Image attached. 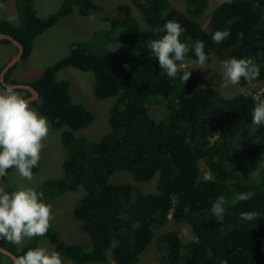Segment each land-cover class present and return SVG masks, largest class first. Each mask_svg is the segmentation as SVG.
<instances>
[{
    "label": "trees",
    "instance_id": "trees-1",
    "mask_svg": "<svg viewBox=\"0 0 264 264\" xmlns=\"http://www.w3.org/2000/svg\"><path fill=\"white\" fill-rule=\"evenodd\" d=\"M35 1L15 0L18 23L0 15V33L12 35L23 45L22 58L31 55L35 39L61 16L77 11L87 17L100 8L92 0H63L56 12L40 17ZM131 1L143 24L132 15L130 5L122 3L116 7L117 16L105 18L111 29H97L90 39L73 41L66 56L48 65L38 78L22 82L39 94L30 107L57 129H81L93 119L84 104L73 100L69 81L57 78L61 68L91 71L94 95L114 98L110 128L100 140L62 132L67 150L63 175L45 180L37 190L43 192L44 202L51 203L83 187L70 214L88 235L91 248L67 243L52 225L45 236L29 239L20 249L6 239H0V246L21 256L46 237L53 251L75 264L104 261L108 250L116 264H135L152 244L160 264H264V125L252 124V110L264 100V88L254 91L260 92L258 98L244 92L224 97L214 82H201L199 74L191 71L190 79L182 84L180 73L175 78L162 73L158 59L146 47L147 41L162 35L153 33V28L177 21L185 29L180 40L190 48L185 60H196L193 46L200 40L207 57L215 56L220 63L232 57L253 59L259 69L253 85L261 82L264 87V0L220 2L211 12L208 29L200 17L209 0H183L186 12L175 8L171 0ZM217 30L231 34L216 44L212 35ZM112 41L125 48L110 53L100 45ZM16 65L7 72L6 82L20 83L12 76ZM238 85L248 86L243 79ZM18 91L30 96L28 90ZM158 102L168 110L161 118L151 111ZM39 169L40 163L32 172ZM116 170L130 174L132 181H112ZM157 176L152 193H144L134 183ZM1 187L8 192L17 189L3 182ZM249 191L254 193L251 200L231 203L235 195ZM221 195L229 203L223 219L218 220L210 209ZM245 211L261 217L241 220ZM171 218L187 223L194 238L183 242L176 228L159 233ZM3 257L10 259L0 251V262Z\"/></svg>",
    "mask_w": 264,
    "mask_h": 264
},
{
    "label": "rangeland",
    "instance_id": "rangeland-1",
    "mask_svg": "<svg viewBox=\"0 0 264 264\" xmlns=\"http://www.w3.org/2000/svg\"><path fill=\"white\" fill-rule=\"evenodd\" d=\"M63 0H36L34 2L35 8L40 17H46L53 12H56ZM100 8L93 11L89 16L84 17L77 11H74L66 16H61L58 22L44 31L34 41V47L32 53L28 57H24L19 60L13 71V78L20 82L29 81L38 78L43 70L50 64L56 62L60 58L66 56L70 51V45L76 40H88L92 37V34L97 29H111L109 21L105 20L107 16H117L115 14L116 7L122 3H128L132 8V15L143 24L142 15H140L137 7L131 0H92ZM224 0H209L208 6L200 17L202 25L205 29L209 28V21L211 12L216 5ZM172 5L182 11L186 10V5L183 0H171ZM0 15L7 17L13 23H18V12L16 9L15 0H6L0 4ZM120 17V14L118 15ZM100 45L106 46L110 53L120 52L125 48L121 43L112 41L107 45L100 42ZM14 45L4 43L0 41V66L6 61V58L15 53ZM96 48L100 47L96 44ZM115 49V50H114ZM195 60L186 59L184 63L188 67L194 66ZM221 61L215 56H211L205 63V69L191 68V72L199 74L198 77L201 82H214L224 97H231L237 92H244L247 94L254 93L257 89H262L263 84L257 82L253 86H239L229 84L227 87L222 86V74L223 69L220 64ZM58 79H65L70 83V90L75 102L84 104L92 113V122L81 129L72 130L67 127L57 129L51 126L49 122V135L43 141L44 147L41 150L40 169L33 173V179L31 181L22 178L19 173L14 169L5 175L3 184L9 183L16 188L19 187H32L36 191L39 186L47 179L59 178L63 175V161L66 157L67 150L61 138L64 130H70L75 135L86 136L89 140L98 141L107 133L110 128L108 117L109 109L111 108L114 98L109 97L105 99L97 98L93 93V86L95 76L91 71H83L72 66H65L61 68L57 73ZM3 86L0 85V90ZM18 91V89H17ZM22 96L23 91H18ZM152 115L156 118H161L166 115L167 108L164 103L158 102L152 106ZM47 119V118H46ZM48 120V119H47ZM131 175L124 171L116 170L111 177L114 182H126L132 181ZM158 176L154 179L142 182H134L137 188L144 193H152L156 191ZM138 192V191H137ZM136 188L133 191V195L136 196ZM84 193L83 187L79 186L73 191H67V193L60 195L53 202L48 203L52 206L53 219L51 225L56 228L61 234L64 241L67 243H79L86 249L91 248L88 235L80 228L79 221L71 216L70 212L73 211L76 201ZM176 228L179 230L180 236L183 242L190 241L194 238V234L190 227L184 221L177 219H170L164 227L158 229V232L165 231L167 229ZM29 239H25L22 245H16L18 249L27 244ZM37 247L47 249L49 252L53 251V245L50 244L48 238L44 237L38 242ZM106 259L101 262H92L91 264H116L110 251L106 252ZM63 264H75V262L64 258ZM0 264H13V262L7 257H3ZM135 264H160L158 253L156 252L155 245L146 251L141 257L140 261Z\"/></svg>",
    "mask_w": 264,
    "mask_h": 264
},
{
    "label": "clouds",
    "instance_id": "clouds-1",
    "mask_svg": "<svg viewBox=\"0 0 264 264\" xmlns=\"http://www.w3.org/2000/svg\"><path fill=\"white\" fill-rule=\"evenodd\" d=\"M152 31L162 35L147 41L146 47L152 57L158 59L162 73H166L169 78H175L180 73L179 79L184 84L190 79L189 69H205L208 57L204 51V43L200 40L193 46L196 57L194 66L188 67L184 63L190 48L180 40L185 29L179 22L168 20L163 27L157 26ZM230 34L228 30H217L213 33L212 40L220 44ZM239 38H243V33L239 34ZM222 69L223 87L238 85L241 79L252 86L259 76V69L251 58L226 59L222 61ZM259 95L260 92L255 97L258 98ZM30 103V99L22 96L12 85L4 84L0 90V177L6 175L8 169L14 168L22 178L31 181L32 169L39 166L43 141L48 137L50 128L48 120L30 107ZM252 124L257 128L264 125V100L255 104ZM253 195L250 191L240 192L231 203L249 201ZM42 198L43 192H37L32 187H19L11 192L0 187V239L22 245L25 239L45 236L54 217L52 206ZM228 203L223 195L219 196L211 206V213L222 220ZM258 217L261 216L255 211L240 214V219L244 221H256ZM13 264H63V260L57 251L49 252L45 248L35 247L14 257ZM221 264H226V261Z\"/></svg>",
    "mask_w": 264,
    "mask_h": 264
},
{
    "label": "water",
    "instance_id": "water-1",
    "mask_svg": "<svg viewBox=\"0 0 264 264\" xmlns=\"http://www.w3.org/2000/svg\"><path fill=\"white\" fill-rule=\"evenodd\" d=\"M1 40H9L17 49V53H15V55L5 64V66L1 69L0 71V81L1 83L4 84H8V85H12L14 86L16 89H25L28 90L30 92V96L25 97L27 99H30V101H34L39 97L38 91L31 85L29 84H25V83H15V84H11L6 82L5 78H6V74L7 72L10 70V68H12L15 64H17L19 62L20 59H22L23 54H24V47L23 45L16 40L12 35L7 34V33H0V41ZM3 177H0V187L1 184L3 182ZM0 251L5 254L6 256H8L12 261L14 257H18L16 254H14L13 252H11L10 250L0 246Z\"/></svg>",
    "mask_w": 264,
    "mask_h": 264
},
{
    "label": "crops",
    "instance_id": "crops-1",
    "mask_svg": "<svg viewBox=\"0 0 264 264\" xmlns=\"http://www.w3.org/2000/svg\"><path fill=\"white\" fill-rule=\"evenodd\" d=\"M14 55H15V53H14L13 55L7 57L5 62H8V61H9ZM5 62H4V63H5ZM19 82H20V81H19ZM21 83H22V82H21Z\"/></svg>",
    "mask_w": 264,
    "mask_h": 264
},
{
    "label": "flooded vegetation",
    "instance_id": "flooded-vegetation-1",
    "mask_svg": "<svg viewBox=\"0 0 264 264\" xmlns=\"http://www.w3.org/2000/svg\"><path fill=\"white\" fill-rule=\"evenodd\" d=\"M25 90V89H24Z\"/></svg>",
    "mask_w": 264,
    "mask_h": 264
}]
</instances>
